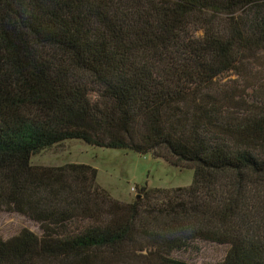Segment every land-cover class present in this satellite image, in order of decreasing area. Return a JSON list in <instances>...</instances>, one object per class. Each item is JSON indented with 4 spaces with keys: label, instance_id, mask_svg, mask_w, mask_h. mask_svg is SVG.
Here are the masks:
<instances>
[{
    "label": "trees",
    "instance_id": "1",
    "mask_svg": "<svg viewBox=\"0 0 264 264\" xmlns=\"http://www.w3.org/2000/svg\"><path fill=\"white\" fill-rule=\"evenodd\" d=\"M72 140L193 181L126 203L91 164L33 163ZM1 212L39 229L0 264H264V0H0Z\"/></svg>",
    "mask_w": 264,
    "mask_h": 264
},
{
    "label": "rangeland",
    "instance_id": "2",
    "mask_svg": "<svg viewBox=\"0 0 264 264\" xmlns=\"http://www.w3.org/2000/svg\"><path fill=\"white\" fill-rule=\"evenodd\" d=\"M33 163L43 166L91 164L98 169L99 183L113 197L126 203L144 197L142 186H147L148 190L188 186L194 177L193 169L174 166L151 154L140 155L133 151L94 147L79 140L55 145L36 155ZM25 227L36 231L39 229L35 222L23 215L0 213V239H8ZM224 252L223 246L203 244L199 253H186L185 257L194 264H216Z\"/></svg>",
    "mask_w": 264,
    "mask_h": 264
}]
</instances>
